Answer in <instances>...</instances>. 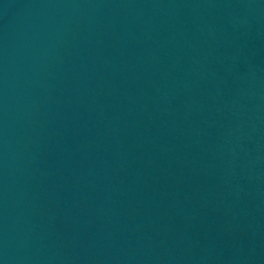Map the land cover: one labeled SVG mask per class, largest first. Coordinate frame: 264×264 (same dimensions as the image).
<instances>
[{"label": "water", "instance_id": "water-1", "mask_svg": "<svg viewBox=\"0 0 264 264\" xmlns=\"http://www.w3.org/2000/svg\"><path fill=\"white\" fill-rule=\"evenodd\" d=\"M0 264H264V0H0Z\"/></svg>", "mask_w": 264, "mask_h": 264}]
</instances>
